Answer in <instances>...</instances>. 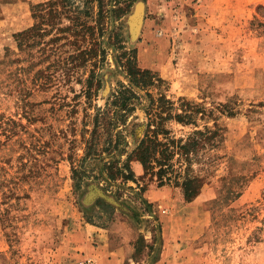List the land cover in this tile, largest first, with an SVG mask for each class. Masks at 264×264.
Returning a JSON list of instances; mask_svg holds the SVG:
<instances>
[{"label":"rangeland","instance_id":"1","mask_svg":"<svg viewBox=\"0 0 264 264\" xmlns=\"http://www.w3.org/2000/svg\"><path fill=\"white\" fill-rule=\"evenodd\" d=\"M45 1L0 0V264H78L88 260L83 247H95L93 232L100 230L113 247L129 244L123 264H264V0H127L119 18L109 10L123 0H101L100 18L98 3L86 10L84 0H72L50 7L62 11L54 20L39 18L38 9L33 18L30 5ZM74 16L105 50L95 70L100 88L89 100L78 84L89 64L55 66L88 39L74 48L65 43L58 55L50 51L55 30L71 26ZM33 25V46L17 50L12 35ZM116 33L125 51L134 49L136 66L162 81L147 93L212 110L222 128L223 157L190 202L178 188L147 178L142 194L131 182L102 180L101 163L123 156L80 164L93 107H104L116 82L126 84L109 44ZM223 104L232 117L214 110ZM132 116L121 133L127 152L144 121L140 109ZM169 128L175 137L188 131ZM72 168L80 172L78 188ZM234 177L243 178L236 199L227 193ZM90 187L116 205L90 198ZM98 200L113 210L96 206Z\"/></svg>","mask_w":264,"mask_h":264},{"label":"trees","instance_id":"2","mask_svg":"<svg viewBox=\"0 0 264 264\" xmlns=\"http://www.w3.org/2000/svg\"><path fill=\"white\" fill-rule=\"evenodd\" d=\"M72 0H47L40 4L30 5V11L33 18L41 13L43 16L54 20L61 15L62 11L51 9L54 4H61V8L70 5ZM96 2L101 10V0H84L86 10L89 3ZM129 7V2L123 0V7L109 10L115 18L123 15L125 9ZM86 13V12H84ZM71 19V26L58 29L51 38L53 49L51 53L60 54V48L65 43L72 48L78 45L79 41L88 39L87 47H76L68 53L65 59L56 60L58 65L67 62L68 64H89L88 76L82 82L78 80L81 86L79 94L89 100L100 88V80L95 76V70L99 68L98 63H102L105 50L97 48L94 37L86 34L89 27L74 16ZM97 22L99 20L97 19ZM36 26H31L26 30L12 35V40L17 50L29 48L34 44ZM68 34H61L66 32ZM64 43L57 45L59 41ZM117 51L114 56L115 67L121 71L126 84L116 82L105 99L103 108H95L91 119L89 138L85 140L84 155L80 160L82 164L90 158H100L102 155H115L124 157L123 161L117 159L103 161L100 165L99 176L104 181L116 182L122 184L131 182L135 185L137 191L142 194L146 190L144 179L154 182L156 187L172 185L179 189V194L184 202H190L199 194L200 189L205 185L208 179L213 175V167L221 155L218 154L222 137V128L217 124L216 116H213L212 110H206L200 105L192 102L178 99L177 104L168 100L163 94L151 96L147 89L158 87L162 82L155 74L149 70L140 69L135 64V51H125L121 45L119 35L116 33L109 43ZM96 45V46H95ZM141 93V96L138 94ZM140 109L143 114V122H139L138 134L140 138L135 146L127 152L126 143L121 133L127 127L128 119L135 110ZM214 110L232 117L234 113L228 105H218ZM210 120L211 126L206 124L198 126L197 121ZM178 125L182 128H188V131L182 136L175 137L169 128V125ZM132 124L131 126H134ZM98 147V148H97ZM74 186L78 188L77 181L80 176L78 169L71 170ZM77 181H76V180ZM242 177H234L229 180L232 185L227 191L232 199L239 196L243 186ZM106 191V190H105ZM264 199V191L262 193ZM222 198H218L214 203L220 204ZM141 204L146 205L145 200H140ZM105 205L112 209L108 204L98 200L96 206ZM113 210V209H112Z\"/></svg>","mask_w":264,"mask_h":264},{"label":"crops","instance_id":"3","mask_svg":"<svg viewBox=\"0 0 264 264\" xmlns=\"http://www.w3.org/2000/svg\"><path fill=\"white\" fill-rule=\"evenodd\" d=\"M93 235L96 246L85 245L83 247V257L90 260L92 264H123L130 255L132 249L124 240L121 241V246L113 247L109 241L107 242V235L102 230L98 233L93 232Z\"/></svg>","mask_w":264,"mask_h":264},{"label":"water","instance_id":"4","mask_svg":"<svg viewBox=\"0 0 264 264\" xmlns=\"http://www.w3.org/2000/svg\"><path fill=\"white\" fill-rule=\"evenodd\" d=\"M140 9H136L134 15L132 16V27L134 29L137 28L139 22H140ZM89 197L90 198H98L101 199L105 202H107L109 205H116L115 201L111 199L110 197L105 196L101 190L95 188V187H90V192H89Z\"/></svg>","mask_w":264,"mask_h":264},{"label":"built area","instance_id":"5","mask_svg":"<svg viewBox=\"0 0 264 264\" xmlns=\"http://www.w3.org/2000/svg\"><path fill=\"white\" fill-rule=\"evenodd\" d=\"M78 264H92V262L90 260H83L79 262Z\"/></svg>","mask_w":264,"mask_h":264}]
</instances>
